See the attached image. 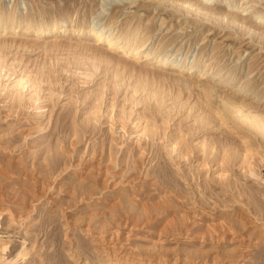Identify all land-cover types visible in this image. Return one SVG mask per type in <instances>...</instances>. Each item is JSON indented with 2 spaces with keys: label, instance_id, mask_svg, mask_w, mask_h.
<instances>
[{
  "label": "rangeland",
  "instance_id": "374dc122",
  "mask_svg": "<svg viewBox=\"0 0 264 264\" xmlns=\"http://www.w3.org/2000/svg\"><path fill=\"white\" fill-rule=\"evenodd\" d=\"M155 1L108 0L97 25L114 33L139 29L144 48L180 63L195 61L190 74L117 52L109 56L105 47L89 51L93 40L69 30L54 36L0 33V75H6L0 78V243L8 246L6 262L23 246L29 254L16 264H105L111 243L123 250H115L118 258L135 261L264 264V139L231 121L221 124L217 99L202 88L264 113V0L210 4L217 15H244L234 23L207 20L202 12L179 8V0ZM243 8L249 11L241 13ZM100 10L99 0H0V12L32 29L58 19L67 20L68 29L90 24ZM111 18L115 23L106 26ZM95 59L97 73L90 64ZM88 70L91 80L81 77ZM20 77L33 90H23L22 101L9 95ZM239 86L246 88L243 96ZM134 88H140L137 94ZM173 145L177 152L170 151ZM218 152L231 154L229 168ZM246 153L250 165L243 164ZM218 168L226 170L225 182L215 178Z\"/></svg>",
  "mask_w": 264,
  "mask_h": 264
},
{
  "label": "bare ground",
  "instance_id": "6f19581e",
  "mask_svg": "<svg viewBox=\"0 0 264 264\" xmlns=\"http://www.w3.org/2000/svg\"><path fill=\"white\" fill-rule=\"evenodd\" d=\"M151 1H153V2H156L155 0H151ZM161 1H163V0H161ZM195 2H192V0H179V1H176L177 3H178V5H179V8H186V9H188V10H190V11H193V12H195L196 14H199V12H202V16L205 18V19H207V20H210V19H212L211 21H213L214 20V22L215 21H217L218 19H220V21H222V20H225V23L226 22H231V23H234V22H236V21H239V20H243V18L241 17V16H244V15H241V16H236V15H233L232 13L230 14V12H226L227 14H225V15H217L216 13H214L213 12V9H212V7H211V5L210 4H213V3H220L221 5H223V6H229V3H230V0H194ZM166 2H168V0L166 1ZM163 3H164V1H163ZM174 1H172V3H171V5L170 6H172V5H174ZM176 4V3H175ZM99 5H100V8H101V10H100V12L98 13V15L95 17V19H97V22H94V21H92L90 24H86V25H79V26H75L74 28H71V29H68L67 28V20H65V19H62V20H54L53 22H51L50 24H42V25H40L37 29L35 28H31L32 27V25L30 26V24L29 23H20V22H18L17 20H14V15H11V14H9V13H4V12H0V33L2 34V33H5V34H8V33H14V34H19V33H33V34H36V35H40V36H43V35H48V34H50V35H52V36H54V35H57V34H61L62 32H65V31H67V30H69L70 31V33L72 34V35H74V36H77V37H80V36H84V37H89V38H91L92 40H93V44L92 45H94V46H91L90 47V43L89 44H87V45H89V47H87L88 49L87 50H89L90 51V49L91 50H93L92 48H94L95 47V49L94 50H96V48L98 49L99 48V50L100 49H104V47H105V53L107 54V55H111L110 53H112V52H117V54H120L122 57H124V58H128L129 60L130 59H133V60H138V61H141V63H144V62H150V64L152 63L153 65H156V66H159V67H166V68H172V69H177V71L179 70L180 72H185L186 74H190L192 71H193V69L194 68H196V63H195V61H192V62H181L180 63V61H176V60H174V58H171L170 56H168V55H166V53H164V52H157V50H154L153 48H144V46H145V42L146 41H142V40H140L139 38H143V36H141L140 34H139V32H140V30H139V32H138V30H136L137 28H139L138 26H137V28L135 29L136 31H129L128 29H126V27H125V29L126 30H124L123 31V29H122V31L121 32H117V33H114V30H112L111 28H108V29H105V26H104V28H100V26L98 27V22L101 20V21H103L104 19H105V16H106V13L104 14V12L105 11H107V9H103L104 7H106V6H108L109 5V3H108V0H99ZM220 5V6H221ZM176 6V5H175ZM209 6L211 7V9L209 8ZM243 7V6H242ZM214 9H216V8H214ZM224 9V8H223ZM257 8H254V10H256ZM188 10H186L187 12H188ZM185 11V10H184ZM185 11V12H186ZM219 11V10H218ZM226 11V10H225ZM247 11H249V9L247 10V8H243L242 10H241V13H244V12H247ZM235 12V11H234ZM236 12H239V11H236ZM235 12V13H236ZM252 11L250 10V13H251ZM225 13V12H224ZM256 13H258L259 14V11L258 12H256L255 11V14ZM188 14V13H187ZM191 14V13H190ZM245 14V13H244ZM260 14H263V13H261V11H260ZM195 15V14H194ZM100 16H101V18H100ZM199 16V15H198ZM261 16V15H260ZM94 19V20H95ZM114 19V18H113ZM112 18L110 19V20H108V24H106V26H108V25H110L111 26V24H113V23H115V22H113L114 20H113ZM245 19V18H244ZM262 19V18H261ZM6 20H9L10 22H6ZM263 20V19H262ZM94 22V23H93ZM223 22V21H222ZM247 22H249V20L247 21ZM240 23V22H239ZM239 23H237V24H239ZM244 23V22H243ZM252 23V22H251ZM230 24V23H229ZM236 24V23H235ZM252 24H254V23H252ZM251 24V25H252ZM243 25V24H242ZM126 26V25H125ZM249 26V25H248ZM254 26V25H253ZM256 26V25H255ZM243 27L245 28V26L243 25ZM257 27V26H256ZM259 27H261V26H259ZM263 29V28H262ZM65 30V31H64ZM134 30V29H133ZM142 30V29H141ZM146 30H149V29H146ZM250 29L248 28V31H249ZM251 30H252V28H251ZM68 31V32H69ZM150 31V30H149ZM254 31V30H253ZM147 32V31H146ZM250 32V31H249ZM252 32V31H251ZM261 32H263V31H261ZM144 33V32H143ZM142 33V34H143ZM148 33V32H147ZM247 33V32H246ZM264 33V32H263ZM249 34V33H248ZM261 34V33H260ZM9 35V34H8ZM143 35H145V34H143ZM252 35V34H251ZM262 35L263 34H261V37H262ZM10 36V35H9ZM16 36V35H15ZM73 36V37H74ZM258 36H260L259 34H258ZM257 36V37H258ZM17 37V36H16ZM149 36H147V38H148ZM146 38V39H147ZM259 38V37H258ZM144 39H145V37H144ZM149 39V38H148ZM90 48V49H89ZM158 49V48H157ZM98 50H96V52H97ZM101 51V50H100ZM95 52V51H94ZM105 54V55H106ZM104 55V54H103ZM105 55L103 56V57H105ZM115 55V54H114ZM97 57H98V55H96ZM96 58V57H95ZM1 59V58H0ZM3 59V58H2ZM1 59V60H2ZM87 59V58H86ZM101 59H103V58H101ZM0 60V61H1ZM110 60V59H109ZM108 59H107V63H111V62H108L109 61ZM85 61V60H84ZM88 61V60H87ZM96 59H95V61H94V63H92L93 62V60L92 61H90V64H91V69L92 70H94V72L95 73H97V71H98V69L99 68H97V66H96ZM101 62L102 60H100V57H99V60L97 61V64H98V62ZM104 61V63H106ZM110 61H112V60H110ZM2 62V61H1ZM99 62V63H100ZM103 62V61H102ZM101 62V63H102ZM86 63V62H85ZM100 63V64H101ZM123 63V62H122ZM1 64V63H0ZM3 64V63H2ZM1 64V65H2ZM0 65V66H1ZM121 65V64H120ZM98 67H99V64H98ZM125 67V66H124ZM2 68V66L0 67V70L1 71H4V70H2L1 69ZM221 69V68H220ZM92 70H91V72H89V70H88V72H81L83 75H81V77L82 76H84L85 77V79L86 78H88V79H90L93 75H92ZM97 70V71H96ZM236 70V69H235ZM0 71V72H1ZM64 71V70H63ZM84 71H86V70H84ZM178 71V72H179ZM227 71V70H226ZM93 72V73H94ZM216 72V71H215ZM214 72V73H215ZM221 72V71H220ZM220 72L219 73H216V77L218 78V79H221V77H223L224 75H221L220 74ZM6 73V72H5ZM66 73V72H65ZM200 72H198V76H200V77H202V76H204L203 74H199ZM1 74V73H0ZM7 74V73H6ZM208 74V73H207ZM4 75V74H3ZM2 75V76H3ZM2 76L0 75V78H2ZM4 76H6V75H4ZM119 76V74L117 75V77ZM211 76V75H210ZM233 76H234V73H233V71L232 72H229V73H227L226 74V77H225V83L226 84H228V81H230V80H232L233 79ZM94 77V76H93ZM92 77V78H93ZM121 77V76H120ZM235 77V76H234ZM9 78V77H8ZM119 78V77H118ZM122 78V77H121ZM181 78V77H180ZM210 78V77H209ZM213 78V77H212ZM120 79V78H119ZM118 79V81H117V85H120L121 84V80L122 79H120L119 80ZM16 80V79H15ZM14 80V81H15ZM87 80V79H86ZM91 80V79H90ZM90 80H88V81H90ZM178 80V79H177ZM179 81V80H178ZM181 81V80H180ZM183 81V80H182ZM227 81V82H226ZM91 82V81H90ZM239 82V81H238ZM120 83V84H119ZM231 83V82H230ZM28 84H29V82L26 80V79H23L22 77H20V78H18L15 82H14V84H13V88L15 87V88H17L18 90L16 91V92H14V94L15 95H13V93L11 94H9L8 92V94L9 95H12V98L11 99H14L15 98V96H16V94H17V97H16V99L19 97V99H20V97L23 95V90H27V91H29V87L31 86H29V87H27L28 86ZM30 84H31V82H30ZM36 84V83H35ZM41 84H43V83H41ZM112 84V83H111ZM123 84H124V80H123ZM185 84H188L187 83V81L185 82ZM201 83H198V87H199V85H200ZM224 84V83H223ZM110 85V84H109ZM195 85H196V83H195ZM201 85H203V84H201ZM238 85V84H237ZM6 86V85H5ZM10 86V88H11V85H9ZM34 86V85H33ZM32 86V87H33ZM116 86V85H115ZM225 86H227V85H225ZM135 87V86H134ZM2 88V87H1ZM0 88V89H1ZM4 88L5 87H3L2 88V90H4ZM129 88V87H128ZM203 88V92L205 93V95L207 96V98H211V99H213L214 97L217 99V101H218V103H217V107H218V111H217V113L219 112V114H220V117H219V115L217 116V117H219L220 118V121H221V124L223 123V122H228V121H231V123L233 122V124L235 123L236 125H238V126H241V127H239V128H242V129H245V130H247L249 133H251V135L253 134L254 136H253V138L255 137L256 138V136L255 135H259V136H261L263 139H264V113H262V112H257L256 110H258V109H255L254 107H251V106H248L247 104H244V102H243V100H240V99H236V97H234L233 95L232 96H227V95H223L221 92L219 93V94H217V92H219V91H216V90H214L212 87H208V86H205V87H202ZM201 88V89H202ZM232 88V87H231ZM244 88H245V86H239V87H237V89H236V91L237 92H239V94H241L242 93V96L244 95V93L246 94V92H245V90H244ZM33 89V88H32ZM124 89V88H123ZM137 89H138V87H137ZM137 89H131V90H133V93L135 92L136 94H137V91H139L140 90V88H139V90H137ZM144 89V88H143ZM142 89V90H143ZM233 89H235L234 87H233ZM246 89V88H245ZM13 90V89H12ZM128 90V89H127ZM145 90V89H144ZM151 90V89H150ZM31 91V90H30ZM29 91V92H30ZM33 91V90H32ZM31 91V92H32ZM247 91H248V88H247ZM0 92H1V90H0ZM31 92H30V94H31ZM104 92V91H103ZM154 92V91H153ZM153 92H152V90L150 91V93L151 94H148V96L149 95H152L153 94ZM4 93V92H3ZM49 93V92H48ZM22 94V95H21ZM25 94V93H24ZM28 94V93H27ZM156 92H155V96H156ZM222 94V95H221ZM140 95V94H139ZM14 96V97H13ZM24 96V95H23ZM107 96V95H106ZM153 97V99L154 98H156V97ZM9 97V96H8ZM32 97V96H31ZM35 97V96H34ZM33 97V98H34ZM143 97V96H142ZM141 96H140V100L138 101V102H140V104H141V98H142ZM151 97V96H150ZM150 97H149V99H150ZM165 97V96H164ZM164 97H162V98H164ZM168 97V96H167ZM22 98L23 97H21V99H20V101H22ZM28 98H29V96H28ZM33 98H31L32 100H33ZM129 98H131V97H129ZM138 98L139 97H137V100H138ZM145 98H146V96H145ZM178 98V97H177ZM257 98V97H256ZM8 99H10V98H8ZM15 99V100H16ZM27 99V98H26ZM37 100H38V98H36ZM36 99H34V104L36 103L35 101H37ZM142 99H144V98H142ZM149 99H145L146 100V102L149 100ZM151 99H152V97H151ZM150 99V100H151ZM215 99V100H216ZM244 99V98H243ZM30 99H28V101H29ZM32 100H30V101H32ZM128 100V99H127ZM145 100L143 101V102H145ZM149 100V101H150ZM162 100V99H161ZM161 100H160V102H161ZM164 100V99H163ZM175 100V99H174ZM134 101V100H133ZM213 101V100H212ZM18 102H19V100H18ZM109 102V101H108ZM125 102V101H124ZM128 102V101H127ZM135 102H136V104H138V102L135 100ZM154 102H158L159 103V100L158 99H156V101L155 100H153V103ZM166 102V101H165ZM216 102V101H215ZM134 103V102H133ZM152 103V104H153ZM164 103V102H163ZM151 104V105H152ZM155 104V103H154ZM216 104V103H215ZM139 105V104H138ZM159 105H160V103H159ZM115 106V105H114ZM136 105H134V107H135ZM179 106V105H178ZM157 107H158V105H157ZM160 106H159V111H160ZM254 108V110L255 111H253L252 109ZM113 110V109H112ZM244 110H246V112L244 111ZM163 111V110H162ZM215 111V110H214ZM120 112V111H119ZM160 113V112H159ZM97 114H98V112H97ZM115 114V113H114ZM214 114V113H213ZM216 114V113H215ZM99 115V114H98ZM209 116V115H208ZM208 116H207V118H208ZM100 117V116H99ZM108 117V116H107ZM111 117V116H110ZM109 117V118H110ZM211 117V116H210ZM217 117H216V119H217ZM112 118V117H111ZM202 118V117H201ZM113 119V122H114V118H112ZM112 119H109L110 120V124L111 123H113V122H111V120ZM199 120V122H200V118H198ZM215 119V120H216ZM118 120H120L119 118H118ZM203 121L205 120V119H202ZM201 120V121H202ZM208 120V119H207ZM217 120H219V119H217ZM225 120V121H224ZM123 121V120H122ZM202 121V122H203ZM223 121V122H222ZM117 121H115V123H116ZM123 122H125V121H123ZM123 122H119L120 123V125H121V123H123ZM139 122V121H138ZM137 122V123H138ZM206 122V121H205ZM205 122H203V123H205ZM208 123L210 122V121H207ZM225 122V123H226ZM126 123V122H125ZM137 123H136V125H137ZM202 123V124H203ZM208 123H207V125H208ZM114 124V123H113ZM160 124V123H159ZM200 124H201V122H200ZM224 124V123H223ZM234 124V125H235ZM123 125H125V124H123ZM122 125V126H123ZM144 125V124H143ZM142 125V126H143ZM149 125V124H148ZM147 124H145V128H147L146 126H148ZM158 125V124H157ZM205 125H206V123H205ZM209 125H210V123H209ZM225 125V124H224ZM223 125V126H224ZM108 126V125H107ZM135 126V125H134ZM124 127V126H123ZM137 127L138 128H140V125L138 126L137 125ZM136 127V128H137ZM148 127H150V126H148ZM221 127H222V125H221ZM226 127V126H225ZM122 127L120 126V129H121ZM142 128V127H141ZM151 128H153V127H150V129ZM158 128H160V127H157V130H159ZM123 130H124V128H122ZM227 129V128H226ZM241 129V130H242ZM147 130V129H146ZM152 130V129H151ZM150 130V131H151ZM155 129H153V132L152 133H154L155 131H154ZM244 130V131H245ZM137 131H139V130H137ZM124 132V131H123ZM122 132V133H123ZM147 132H149V129H148V131ZM147 132H145V133H147ZM246 132V131H245ZM152 133L150 134L149 133V135L150 136H152ZM156 133V132H155ZM155 133L153 134V136H155ZM140 135H141V137L143 138L144 137V131L142 132V130L140 129V133H139ZM157 134V133H156ZM165 135V134H164ZM249 135V134H248ZM146 136H147V134H146ZM137 137V136H136ZM141 137H138V138H141ZM168 137H170V136H167V138ZM145 138V137H144ZM138 140H141V139H138ZM169 140H171V137H170V139ZM173 140V139H172ZM178 140V139H177ZM177 140H175V141H177ZM73 141V140H72ZM168 141V140H167ZM174 141V140H173ZM173 141H171V142H173ZM179 141V140H178ZM169 143V142H168ZM175 142H173V144H174ZM177 143V142H176ZM175 143V144H176ZM178 144V143H177ZM181 144V147H183L182 146V143H180ZM72 145H73V142H72ZM169 145H170V143H169ZM172 145V144H171ZM178 147H179V145H177ZM176 146V147H177ZM198 147H200V146H202V145H197ZM174 147V145L172 146V147H169L170 148V151H176V150H174L175 149V147ZM180 148V147H179ZM184 148V147H183ZM209 148V147H208ZM62 149V148H61ZM60 149V150H61ZM182 149V148H181ZM210 149H212V147L210 148ZM209 149V150H210ZM177 150H178V148H177ZM192 150V149H191ZM199 150V149H198ZM169 150L167 151V152H170ZM200 152H201V149L199 150ZM246 151V150H245ZM177 152V151H176ZM182 152H183V150H182ZM182 152L180 153V151L178 150V154L180 153L181 155H182ZM187 152V151H186ZM185 152V153H186ZM188 152H189V154H190V151L188 150ZM213 152V151H212ZM210 153H211V150H210ZM219 153V152H218ZM226 153V152H225ZM171 154V153H170ZM187 154V153H186ZM221 154V155H220ZM223 154H224V152H223ZM222 153H219V156L221 157L222 155H223ZM237 154V153H236ZM261 154V153H260ZM259 154V155H260ZM180 155V156H181ZM185 155V154H184ZM226 155V154H225ZM229 155H231V154H229ZM229 155H227V157H226V159L228 160V168H229V165L231 166V164H232V161H231V163L229 164ZM187 157H188V155H186ZM181 157H183V156H181ZM181 157H179V155H178V158L180 159ZM219 157V158H220ZM222 157H224V156H222ZM225 157H224V159H225ZM237 156H235L234 157V159L236 158ZM249 157H250V155H248L247 153L246 154H244V157H243V164L244 165H250L251 163H249ZM186 157H184V159H185ZM218 158V159H219ZM231 159L230 160H233V155L230 157ZM183 159V158H182ZM222 159V158H221ZM224 159H222V160H224ZM262 160V159H261ZM216 161V160H215ZM214 160L212 161V163H214L215 162ZM225 161V160H224ZM242 162V161H241ZM201 163V162H200ZM202 163H204V161H202ZM220 163H221V161H220ZM239 163V162H238ZM219 164V163H218ZM240 164V166H241V163H239ZM202 165V164H201ZM203 166H204V164H203ZM215 166V165H214ZM195 167V166H194ZM204 167H207L206 166V162H205V166ZM220 167V166H219ZM237 167V166H236ZM244 166H242V168H243ZM248 167V166H247ZM250 167V166H249ZM249 167L248 168H246L247 170H246V172H248V173H250L249 171H250V169H249ZM90 168V167H89ZM199 168H202L201 166L199 167ZM224 168H225V166H224ZM239 168V167H238ZM237 168V169H238ZM226 169V168H225ZM224 169V170H225ZM244 169V168H243ZM215 170V169H214ZM223 169H222V171H224ZM227 170V169H226ZM225 170V171H226ZM224 171V173L223 172H221L220 171V169L218 168L216 171H215V174H216V176H215V178H218V179H220V181L222 182V180L221 179H225V177H227V175H225L226 174V172ZM96 173V172H95ZM108 173V172H107ZM244 173V172H243ZM252 173V172H251ZM213 175H214V173H213ZM251 175V174H250ZM105 176V175H104ZM212 178V177H211ZM215 178H213V179H215ZM223 179V180H224ZM227 179V178H226ZM79 181V180H78ZM102 181V180H101ZM224 182H225V180H224ZM3 199H4V197H3ZM34 199V198H33ZM5 201H6V199H4ZM3 202V201H2ZM37 202V201H36ZM133 202H135V201H133ZM4 203V202H3ZM1 204V203H0ZM8 203H5L4 205H7ZM113 205H115V204H113ZM118 205V204H117ZM135 205V204H134ZM1 207H2V205H1ZM144 207V206H143ZM7 210H8V208H7V206L5 207ZM115 208H116V206H115ZM5 209V210H6ZM116 209H118V207L116 208ZM116 209H115V212H116ZM135 209V208H134ZM143 209V208H142ZM119 210V209H118ZM100 213H102V212H100ZM106 213V212H105ZM130 213V212H129ZM147 213V212H146ZM149 213V212H148ZM147 213V214H148ZM119 214V213H118ZM121 214V213H120ZM146 214V215H147ZM9 219L12 221L13 219H12V215L10 214V212H9ZM15 215V214H14ZM108 215V214H107ZM148 215H150V214H148ZM96 216V215H95ZM125 216H126V214H125ZM100 217V216H99ZM101 217H103V216H101ZM113 217V216H112ZM147 217V216H146ZM94 218V217H93ZM96 218V217H95ZM109 218V216H107V219ZM151 218V217H150ZM8 219V218H7ZM97 219V218H96ZM115 219V218H114ZM122 219V218H121ZM98 220V219H97ZM145 220H146V218H145ZM133 221V220H132ZM9 222V221H8ZM111 222V221H110ZM113 222V221H112ZM111 222V223H112ZM13 223V222H12ZM90 223V222H89ZM88 223V224H89ZM92 223V222H91ZM108 224H109V222H107ZM110 223V224H111ZM113 224V223H112ZM126 224V223H125ZM122 225V224H121ZM124 225V224H123ZM127 225V224H126ZM126 225H124V226H126ZM133 225V224H132ZM108 226H110V225H108ZM123 226V227H124ZM102 227H104V226H102ZM117 227V226H116ZM127 227V226H126ZM101 228V227H100ZM118 228V227H117ZM121 228V227H120ZM111 232V231H110ZM102 233V232H101ZM111 233H113V234H117L118 232H116V231H113V232H111ZM110 233V234H111ZM118 235V234H117ZM114 237H115V235H114ZM99 237H97V239H98ZM118 239V238H117ZM99 240V239H98ZM97 240V243H101V242H99ZM112 240V238H110V239H108V242L107 243H109L110 241ZM116 240V239H115ZM114 240V241H115ZM106 241V240H105ZM113 243V242H112ZM104 244V243H103ZM111 243H109L108 244V246H106V248L104 249L105 251H106V257H108V259H107V263L108 264H161L162 262H163V260H162V262H161V260L159 259H155V258H140V259H138V260H129L127 257H123V259H121V258H118L117 256H118V254L117 253H115V250L116 251H119L118 249H117V247L119 246H115L114 244H111ZM110 245V246H109ZM108 247V248H107ZM22 249L21 250H19L14 256H12L11 257V259H9L7 262H6V259H3L4 257L3 256H6L5 254L7 253V250H8V246H7V244L6 243H0V264H4L5 262H6V264H16V262L17 261H23L27 256H28V254H29V251H27L25 248H23V246L21 247ZM119 248V247H118ZM103 249V248H102ZM101 249V250H102ZM121 249V248H120ZM121 251H123L122 249H121ZM121 251H119L118 253H120ZM102 252H104V251H102ZM117 254V255H116ZM127 254V253H126ZM123 256H124V254H123ZM128 256V255H127ZM119 257H120V255H119ZM129 257V256H128ZM107 263H105V264H107Z\"/></svg>",
  "mask_w": 264,
  "mask_h": 264
}]
</instances>
